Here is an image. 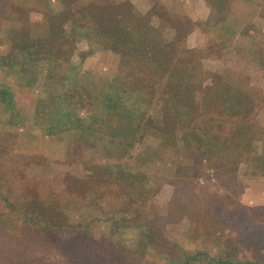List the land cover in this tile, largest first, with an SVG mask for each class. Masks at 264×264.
Returning <instances> with one entry per match:
<instances>
[{
    "label": "rangeland",
    "instance_id": "1",
    "mask_svg": "<svg viewBox=\"0 0 264 264\" xmlns=\"http://www.w3.org/2000/svg\"><path fill=\"white\" fill-rule=\"evenodd\" d=\"M50 1L54 8L61 9L60 0ZM114 1L115 5L131 1L135 11L142 13L147 12L154 2ZM160 1L177 16H188L194 21L213 17L211 6L205 0ZM251 1L256 4L257 15L250 23L244 18L247 9H234L244 18L245 25L244 28L241 25L243 30L236 36L232 47L211 49L210 52L211 41L201 30L190 33L188 43L210 54L206 58L205 69L217 79H244L264 94V66L251 54L264 43V0ZM5 2L0 0V87L12 92L13 102L8 108L0 100V177L14 179L22 187L24 184L23 189L27 192L19 191L20 202L27 201L24 193H29L35 195L34 201L42 209L45 208V199L41 198L39 190L47 192L50 188L56 190L65 186L68 193L76 197V204L68 208V223L85 229V232L60 234L52 227L42 228L40 224L32 229L34 223L28 222L32 230L25 232L33 236L19 237L9 234L8 229L4 230L0 225V264H15L11 262L13 258H16V264H182L188 255L193 254L200 255L189 264H220L216 262L220 259L264 264V223H254L259 229L255 238L244 222L238 223L237 233L240 232L243 238V246L235 244L233 234L226 238L220 230L211 238H203V234L196 233V225L208 226L212 214L202 211L201 203L192 204L198 198H202V203L207 202L216 192L223 197V207L231 202L244 206L262 203L259 206L264 207V176L254 173L247 164H240L236 175L224 173L216 177V165H212L215 160L191 158L182 147L181 140L178 150L163 144L154 129L136 135L132 157H119L118 146L134 138L139 120L127 117L121 108L111 110L112 106L108 105H114L111 101L101 103L105 95H113L121 107L145 112L151 109L149 113L155 117L161 113V108L148 106L145 99L140 102L142 98L134 96L137 90L116 96L111 87H118L115 79H120V82L124 79L118 55L94 46L88 56L82 58L81 53L90 49L85 39L79 42L71 66L65 63L60 69L54 68L57 79H47V66L38 70L27 65L25 68L23 47L19 45V55H14L12 50L16 45L13 38L17 35L21 38L22 32L27 33L22 38L35 34L44 15L41 11L31 10L26 16L30 26L27 24L25 29L20 28L19 13L12 17V12H7L9 17L6 18ZM155 23L159 24L158 19ZM162 31L167 37L175 33L167 27ZM17 63L18 66H13ZM67 73L71 80L79 79V85L92 90L98 102L89 103L86 95L70 98L68 94L73 93L74 84L66 79ZM119 88L122 89L123 85ZM128 89L132 88L128 86ZM50 91L59 93L57 102L49 100ZM61 94L68 95L66 103L60 101ZM232 101H228L229 109H234L239 103L236 98ZM62 112L70 113V118L63 117L60 123L58 119ZM259 120L264 126V108L260 111ZM51 125H55L57 133L50 131ZM128 130L130 134H127ZM256 143L260 152L261 144ZM104 166L138 172L137 176L142 180L138 179L132 198L105 180L106 183L101 182L103 185L100 187L105 194L89 191L91 198L86 199L84 191L78 189V181H93L90 178L94 172L98 173L99 167ZM181 168L182 172L179 171ZM190 171H195L197 178L185 179ZM25 184L31 187L26 189ZM77 193L81 195L78 197ZM0 205L4 208L1 200ZM171 205L180 206L181 212L170 214ZM136 208L140 214L135 212ZM255 213L264 221V208H255ZM51 214L47 213L48 216ZM246 217L245 221L250 223L251 219ZM22 219L20 216L19 223L25 222ZM215 227L219 229L222 226L217 223Z\"/></svg>",
    "mask_w": 264,
    "mask_h": 264
},
{
    "label": "trees",
    "instance_id": "2",
    "mask_svg": "<svg viewBox=\"0 0 264 264\" xmlns=\"http://www.w3.org/2000/svg\"><path fill=\"white\" fill-rule=\"evenodd\" d=\"M60 1L62 7L57 10L50 0H6V18L9 17L7 12H12V17L19 13L17 19L20 28L25 29L30 26L26 16L31 10L41 11L44 15V19L39 22L38 32L30 34L31 36L27 38H22L27 36V33L22 32L21 38L18 35L13 38V43L17 46L12 50L13 54L19 55L17 51L19 45L22 46V51L25 53L23 66L25 68L26 65L32 66L37 70L47 66L49 70L47 79H57L54 68L60 69L65 63L70 66L73 64L72 57L83 39L88 41L90 49L81 53L82 58H86L94 46L118 55L120 71L124 73L122 75L124 79L123 82L115 79L116 85L118 83L119 85L111 87L116 96L120 97L128 91L132 93V90H137L134 96L142 98L140 102L146 100L148 106L158 105L161 108V113L155 117L149 113L151 109H146L145 112L131 107H121L119 101L116 98L117 102L114 100L113 95L109 93L105 95L101 103L111 101L114 103V105L108 103L112 106L111 110L121 108L127 117H135L139 120L134 138L129 143L123 141L124 143L121 142V146H118L119 157H132L137 143L136 135L141 131L154 129L162 138L163 144L172 145L178 150L181 140L182 147L191 158L200 157L202 161L215 160L212 165H216V177L224 173L236 175L240 164H247L254 173L264 176V126L259 120L260 111L264 108V94L260 89L251 87L244 79L232 81L217 79L205 69V61L210 54L204 53L201 47H192L188 43L189 34L201 30L211 41L210 52L220 47H232L236 36L243 30L241 25L244 28V18L250 23L257 15L256 4L253 1L205 0L211 6L213 17L199 18L196 21L188 16L182 17L170 13L160 0H154L145 13L136 12L130 0L131 4L125 2L127 4L123 5H119L120 3L115 5L114 0H91L90 4L84 0ZM238 7L241 10L244 8L248 10L244 18L238 12H234V9L238 11ZM250 12H252L251 16ZM157 19L159 24L155 23ZM163 27L175 33L167 37L162 31ZM251 54L264 66V43L259 50H252ZM13 66H18V63ZM66 79L71 80L69 73L66 74ZM78 80H71L76 91L73 88V93L68 94L69 97L73 99L75 95H86L89 103L98 102L97 95L87 87L79 85ZM122 85L123 88H119ZM127 85L132 89L129 90ZM48 93L51 94L49 100L57 102V99H60L59 93L55 91ZM68 95L61 94L60 101L66 103ZM235 98L239 103L234 109H229V102H233ZM0 100L9 108L13 102L12 92L0 87ZM60 116L58 122L61 123V118H70V113L62 112ZM54 127L55 125L50 131L57 133ZM127 134H130L129 130ZM256 142L261 144L260 152ZM1 166L3 167V163ZM99 169V172H94L93 177L90 178L93 181L88 179L78 181V189L84 191L86 199L91 198L88 195L92 194L90 193L92 191L99 195L105 194L100 187L106 181L119 187L122 193L132 198V193L137 190L138 179H141V176H137L138 172H126L108 166ZM179 171L182 172L183 168ZM196 174L195 171H190L185 179L197 178ZM25 186L26 189L31 187L28 184ZM0 187V200L4 202V208L0 205V225L4 230L8 229L9 234H16L19 237L33 236L32 233L27 234L25 231L37 228L39 224L43 226L42 228L52 227L60 234L79 235L85 232V229L75 228L73 223L72 225L68 223L67 216L70 211L68 208L76 204V197L69 194L65 186L56 190L50 188L47 192L39 190L41 198L45 199L43 209L36 205L35 195L29 193H24L27 201L20 202L19 191L27 192L23 189L24 184L22 187L18 181L1 176ZM138 188L141 189L140 185ZM80 195L81 193H77L78 197ZM222 200L223 197L214 192L207 202L202 203V198L192 201V204L201 203V210L212 214L208 226L197 223L196 233L203 234V238H211L217 230H220L226 238L233 234L235 244L243 246V238L240 232L237 233L238 223L244 222V226L250 228L252 238H255L259 229L254 223H264L261 215L259 217L256 215L255 208L264 207L244 206L233 202L223 207ZM179 208L180 206L171 205L168 211L170 214L180 213ZM217 210L218 213H215ZM135 212L140 214L137 208ZM47 213L52 214L48 216ZM182 215L185 216L184 213ZM20 216L24 218L22 219L24 223H19ZM246 216L251 219L250 223L245 221ZM28 222L34 223L32 229L30 228L32 225ZM217 223L222 227L216 228ZM199 255H188L182 264L196 261ZM11 262L16 264V258ZM216 262L260 264L250 260L220 259Z\"/></svg>",
    "mask_w": 264,
    "mask_h": 264
},
{
    "label": "crops",
    "instance_id": "3",
    "mask_svg": "<svg viewBox=\"0 0 264 264\" xmlns=\"http://www.w3.org/2000/svg\"><path fill=\"white\" fill-rule=\"evenodd\" d=\"M192 18V17H191ZM1 60V59H0ZM0 65L2 66V64H1V61H0ZM247 205H250V206H255V205H262V203H253V204H247Z\"/></svg>",
    "mask_w": 264,
    "mask_h": 264
}]
</instances>
